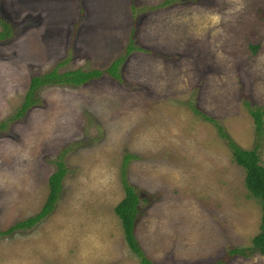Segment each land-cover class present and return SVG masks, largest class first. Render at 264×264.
Listing matches in <instances>:
<instances>
[{"label": "rangeland", "instance_id": "374dc122", "mask_svg": "<svg viewBox=\"0 0 264 264\" xmlns=\"http://www.w3.org/2000/svg\"><path fill=\"white\" fill-rule=\"evenodd\" d=\"M0 16L10 23L0 39V230L38 211L60 153L67 169L46 216L0 233V264H141L113 211L126 152L134 233L154 264H264L258 252L227 254L251 243L260 203L226 139L192 109L254 144L247 107L264 106V0H0ZM120 55L119 78L42 84L13 116L32 75L105 69ZM258 152L264 163V133Z\"/></svg>", "mask_w": 264, "mask_h": 264}, {"label": "trees", "instance_id": "16d2710c", "mask_svg": "<svg viewBox=\"0 0 264 264\" xmlns=\"http://www.w3.org/2000/svg\"><path fill=\"white\" fill-rule=\"evenodd\" d=\"M0 26V39H3L10 34V23L4 17L0 16ZM133 47L134 46L132 45L131 40H129L125 52H128ZM122 57L123 55H120L113 59L105 69H81L77 67L58 71L57 66H55L43 73L32 75L29 78L28 87L26 89L24 99L13 116H20L29 105L37 100L36 90L42 84H79L100 76L103 71H106L115 78H119V63L121 62ZM246 105L248 104L246 103ZM192 109L196 113L200 114L204 119L213 122L219 135L226 139L227 145L230 149L231 160L243 169V184L248 191V194L256 198L260 203L261 213L259 229L251 237V243L243 247H232L228 249L227 254H239L243 257H247L254 252H258L264 255V163L260 162L258 152L260 138L264 133V106L251 107L248 105L247 107V111L252 117L253 127L256 135L255 142L250 148H244L236 144L223 129L222 125L214 117L209 116L208 114L198 110L195 107H192ZM2 125L3 122H0V126ZM131 156V153L126 152L122 159L120 179L123 187V196L115 203L113 211L119 218L126 244L139 257L140 263L154 264L144 254L134 233V224L139 212V196L136 186L131 184L125 176V166L128 158H130ZM54 161L56 168L49 174L47 178L48 191L38 211L15 221L7 228L0 230V233H8L17 228L29 227L46 216L52 210L56 200L60 195L62 182L61 180L67 170L62 160V153H60ZM215 262L219 264L223 262V259H218Z\"/></svg>", "mask_w": 264, "mask_h": 264}]
</instances>
